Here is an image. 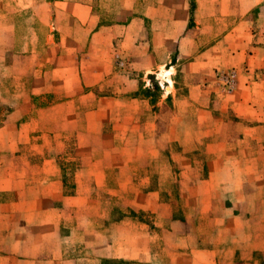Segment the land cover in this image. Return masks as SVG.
<instances>
[{
  "label": "crops",
  "instance_id": "crops-1",
  "mask_svg": "<svg viewBox=\"0 0 264 264\" xmlns=\"http://www.w3.org/2000/svg\"><path fill=\"white\" fill-rule=\"evenodd\" d=\"M10 1L45 24V33L35 29L34 34L45 38L46 49L61 46L54 72L59 75L58 87L53 91L55 100H72L80 87L102 84L111 75L117 78V88L121 86L119 93L102 95L98 104L112 102L108 111L115 113L120 105L124 108L120 111L128 117L130 109L126 106L146 105L144 99L120 94L135 91L139 85L128 61H141L151 54L144 73H151L147 68L154 65L161 67L160 74L168 71L169 79L163 80L174 99L178 61L184 59L183 84L187 92L183 96L185 101H198L204 95V109L199 111L204 114V129L210 128L208 124L217 112L229 109L234 117L245 118L248 123L237 126L232 138L206 143L205 148L214 147L216 153L206 152L204 176L191 178L185 174L192 183L182 195L186 197L182 207L164 206L159 198L161 188L138 192L136 209L153 215L150 224L139 219L135 222L137 231L131 240L128 229H123L129 223L127 217L118 223L120 240L105 233L103 242L98 243L97 230L89 227L86 232L81 225L96 211L91 203L96 193L91 188V177L82 184L81 174L75 173L72 191L64 192L54 157L45 158L36 172L0 171V194L10 196L0 200V264H79L78 255L70 257L66 247L72 243L74 250L75 245L79 247L86 241L90 254L95 255L87 258L88 264H98L96 261L102 259L132 260L136 264H264V140H260L261 135L264 139V109L258 106L264 100V0H176L184 15L189 1H194L195 26L186 33L182 30L175 38L178 58L174 63L170 59L159 61L152 53L155 39L146 35V23L162 19L164 0H124L119 5L117 0ZM31 45L26 42L21 51L33 52ZM193 69L200 73L194 80ZM227 69L235 74V87L230 93L215 77L218 71ZM210 86H215L211 91L216 94L210 92ZM22 96L23 103L8 114L14 122L30 111L28 94ZM91 113L93 116L95 108L86 114L88 123ZM141 126L137 129L142 137L154 133L153 124L149 129ZM122 127L115 133L126 131ZM31 129L29 121L19 125L8 122L0 126V137L10 133L15 149L17 144L30 142ZM85 130L90 131L87 127ZM75 134H79L78 126L55 133L58 147L68 143V135ZM46 135L42 134L49 137ZM184 141L185 145L190 143L187 138ZM225 148L226 152L220 151ZM47 200L52 205H46ZM65 213L72 220H68L69 231L62 234L60 222L65 220Z\"/></svg>",
  "mask_w": 264,
  "mask_h": 264
},
{
  "label": "rangeland",
  "instance_id": "rangeland-1",
  "mask_svg": "<svg viewBox=\"0 0 264 264\" xmlns=\"http://www.w3.org/2000/svg\"><path fill=\"white\" fill-rule=\"evenodd\" d=\"M117 1L119 5L124 0ZM188 5V12L184 15V9L178 1L164 0L161 8L162 19L146 23V35L148 38H154L156 43L152 53L159 61L168 62L170 59L172 63L176 62L178 50L174 48L175 38L180 36L182 30L186 33L195 26L194 1H189ZM44 26V23L32 19L30 12L25 8L14 5L10 0H0V126L8 122L19 125L29 121L30 127L33 128L29 134L30 142L17 144L15 149H12L15 144L9 140L11 134L2 133L0 171L6 174L36 172L45 158L54 157L60 170L64 192L72 191L75 173L81 174L82 184L91 177V188L96 192L91 203L96 211L92 213L91 220L87 218L84 226L81 225L86 232L89 227L97 230L95 237L98 243L103 242L105 233L112 234L114 240H120L121 230L118 223L120 219L127 217L125 220L129 223L123 225V229H128L131 240L137 231L135 222L139 219L150 224L153 215L151 212L136 209L137 193L161 188L159 198L164 206L182 207L186 200L182 195L187 192L189 183H192L185 179V174L192 175L191 178L204 176L207 172L206 167L204 168L206 152L216 153L214 147L207 150L206 143L212 145L217 138L234 137L237 133L236 127L246 125L248 121L234 117L229 109V112H217L213 121L208 124L210 128L204 129V114L199 113L204 109V95L198 101H185L183 96L187 92L183 84L184 59L178 61V73L175 78L178 90L175 100L173 93H169L163 77L158 73L160 66L148 67L152 72L144 73V66L152 58L151 54L141 61L136 58L132 62L128 61L139 85L135 91L120 94L126 98L136 97L146 101V105L126 106L130 109L126 110L129 111L128 117L124 111H120L124 109L120 105L116 114L114 110L108 111L113 107L112 104L110 107L112 102L109 105L105 102L98 104L102 95L114 94V91L119 93L121 86L117 88V78L111 75L102 84L89 88L80 87L72 100H55L53 91L58 87L56 79L59 77L54 73L59 62L56 57L62 51L61 46L46 49L45 38L35 37V29L38 32H46ZM26 42H32L33 52L21 51ZM41 64H44L42 70ZM218 72L215 77L221 80L224 91L232 92L235 87L234 72L230 69ZM199 74L193 69L192 79ZM208 89L216 94L211 91L215 86ZM24 93L28 94L30 111L14 122L8 114L15 106L23 103ZM88 93L90 94L87 95ZM212 104L214 107L219 105L217 102ZM106 105L107 111H101ZM258 106L259 109H264V100L258 102ZM94 108L95 113L93 116L92 113L89 115L88 123L86 114ZM118 116H122L121 119L117 118ZM70 119L73 121L70 122ZM140 124L144 125L145 129L151 128L153 124L154 133L142 137L140 129H137L142 127ZM262 124L264 125V122ZM120 125H123L126 131H119L117 134L115 132L120 129ZM74 126L79 128L78 136L68 135V143L59 145V148V138L55 133ZM86 127L90 131H86ZM42 134L49 137L45 138ZM185 138L190 141L187 145ZM260 140H264L262 135ZM33 144L36 145L35 148H32ZM220 151L226 152L227 149ZM230 155L232 157V154ZM9 198V195L0 194L2 201ZM86 203H89L88 200ZM45 204L52 205L49 200ZM65 215V220L60 222L59 231L62 234L69 231L68 220H72L67 219L68 213ZM53 220H58L56 213ZM152 229L153 227L149 229L150 233ZM106 239L108 240V236ZM80 244L79 247L75 245L73 250L72 243H69L66 252L70 257L73 253L77 254L80 258L79 264H88L87 258L95 255L90 254L91 248L87 241ZM96 263L136 264L135 261L123 259H102ZM90 264L94 262L91 261Z\"/></svg>",
  "mask_w": 264,
  "mask_h": 264
},
{
  "label": "bare ground",
  "instance_id": "bare-ground-1",
  "mask_svg": "<svg viewBox=\"0 0 264 264\" xmlns=\"http://www.w3.org/2000/svg\"><path fill=\"white\" fill-rule=\"evenodd\" d=\"M161 76L163 77V78H165L166 80H168L169 78H168V71H162L161 72ZM168 90H170V87H168Z\"/></svg>",
  "mask_w": 264,
  "mask_h": 264
},
{
  "label": "trees",
  "instance_id": "trees-1",
  "mask_svg": "<svg viewBox=\"0 0 264 264\" xmlns=\"http://www.w3.org/2000/svg\"><path fill=\"white\" fill-rule=\"evenodd\" d=\"M169 98V97H168ZM168 98H166V99H168Z\"/></svg>",
  "mask_w": 264,
  "mask_h": 264
},
{
  "label": "water",
  "instance_id": "water-1",
  "mask_svg": "<svg viewBox=\"0 0 264 264\" xmlns=\"http://www.w3.org/2000/svg\"><path fill=\"white\" fill-rule=\"evenodd\" d=\"M167 88V87H166Z\"/></svg>",
  "mask_w": 264,
  "mask_h": 264
}]
</instances>
